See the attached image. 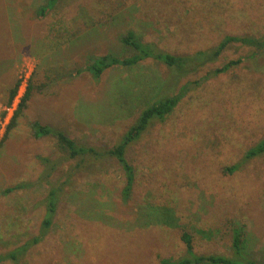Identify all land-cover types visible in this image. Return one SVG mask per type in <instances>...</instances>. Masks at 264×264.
Returning <instances> with one entry per match:
<instances>
[{"label": "rangeland", "instance_id": "rangeland-1", "mask_svg": "<svg viewBox=\"0 0 264 264\" xmlns=\"http://www.w3.org/2000/svg\"><path fill=\"white\" fill-rule=\"evenodd\" d=\"M45 3L0 0V255L39 233L49 183L60 199L45 238L16 263L0 264H161L185 254L184 232L193 252L228 256L234 228L242 251L264 264V153L242 161L264 137L262 54L233 43L187 77L244 57L129 144L135 176L126 200L114 158L64 159L53 136L35 137L30 126L38 120L79 144L112 147L157 91L172 85L167 67L149 58L110 66L94 80L85 69L91 56L132 55L120 40L129 30L174 54L212 47L225 35H262L264 0H57L41 15ZM39 156L62 160L46 180ZM237 162L233 172L224 169ZM21 180L28 184L3 193ZM163 207L171 210L161 217L167 224L153 212Z\"/></svg>", "mask_w": 264, "mask_h": 264}, {"label": "trees", "instance_id": "trees-1", "mask_svg": "<svg viewBox=\"0 0 264 264\" xmlns=\"http://www.w3.org/2000/svg\"><path fill=\"white\" fill-rule=\"evenodd\" d=\"M57 0H46L44 6L40 7L39 14H44L45 11L52 7ZM120 40L125 45L133 48L134 53L130 56H116L111 53H105L97 56H91L88 59V64L85 69L89 70L92 78L98 80L101 73L108 67L113 65H123L129 66L133 65L140 60L149 58L154 62H158L166 66L168 70L167 77H165V82L170 83L172 88L169 91H164L160 93L157 91V95L152 97V99L139 111L135 120L129 125L126 131L123 133L121 138L112 147H97L91 145H83L77 143L74 139L70 138L64 133L62 129L57 127H49L42 124L38 120H33L30 123L32 128V133L35 137H41L45 135H51L55 139V144L58 149L63 153L64 159H89L92 162L102 160L104 158H114L119 164L123 175H124V185L121 189V194L123 200H126L129 196L130 190L132 188L134 180V168L131 163L126 158V149L132 142L140 138L143 131L146 129L148 124L153 119L163 120L164 117L169 115L179 101L184 97L190 90L199 86L204 80L223 73L232 67L238 65L244 57H238L236 59H230L223 63L221 66L215 67L209 70L205 75L198 79H188L187 77L197 73L202 66L207 63L215 61L221 52L233 43H238L240 45L248 46L252 49L250 55L255 56L256 54H262L264 56V34L262 35H225L217 44L206 49H200L189 53L174 54L168 51L160 49L155 43H144L141 41L133 31L129 30L120 37ZM10 62L9 64H11ZM12 66V65H11ZM182 79L184 82L179 83ZM163 80V81H164ZM18 86V81L16 80L14 84L8 89V96L5 103L9 104L12 100L14 93L16 92ZM29 84L25 92L24 97L19 104V107L8 126V132L15 124V119L18 114L26 106L27 99L30 95ZM264 153V137L260 138L251 147H249L242 158V161L250 159L255 156H259ZM43 164L44 176L42 179H47L51 173L58 166L62 160L50 159L48 156L38 157ZM78 162L76 166H78ZM239 162L227 166L224 169L228 172H233L239 166ZM49 183V180H47ZM50 186L44 198L41 200L44 206V215L41 221L39 233L31 236V238L25 240L22 244L14 247L11 251L4 255H0V261L3 259H11L14 263L18 261V258L25 255V253L32 247L42 241L47 231L49 230L53 216L56 212V206L59 202V186L49 183ZM25 185L24 182H19L13 186L6 187L3 193L11 192L14 189L21 188ZM152 207V206H150ZM157 211V212H156ZM170 209L162 208L159 210L155 209V213H159L156 217V223H166V218L170 214ZM168 222V221H167ZM167 224V223H166ZM170 224V223H169ZM181 239L185 245V254L179 258L163 257L161 259V264H263L255 259L249 257L242 251V238L241 233L237 228H234L232 240H231V254H199L193 252L191 237L186 232L182 233ZM20 256V257H19Z\"/></svg>", "mask_w": 264, "mask_h": 264}, {"label": "crops", "instance_id": "crops-1", "mask_svg": "<svg viewBox=\"0 0 264 264\" xmlns=\"http://www.w3.org/2000/svg\"><path fill=\"white\" fill-rule=\"evenodd\" d=\"M5 65H6V63H5L3 66H5ZM4 149H5V148H4ZM4 149L2 150L1 154H3ZM29 157H31V155H29ZM19 182H23V180H21V181H19ZM24 183H25V185L28 184V183H26V182H24ZM30 185H32V183H30Z\"/></svg>", "mask_w": 264, "mask_h": 264}, {"label": "built area", "instance_id": "built-area-1", "mask_svg": "<svg viewBox=\"0 0 264 264\" xmlns=\"http://www.w3.org/2000/svg\"><path fill=\"white\" fill-rule=\"evenodd\" d=\"M1 133H2V131L0 132V137H1Z\"/></svg>", "mask_w": 264, "mask_h": 264}]
</instances>
